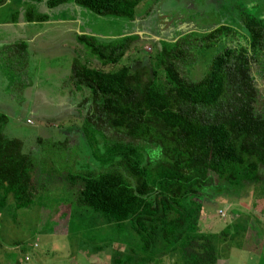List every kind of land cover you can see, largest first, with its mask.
<instances>
[{"label":"trees","instance_id":"1","mask_svg":"<svg viewBox=\"0 0 264 264\" xmlns=\"http://www.w3.org/2000/svg\"><path fill=\"white\" fill-rule=\"evenodd\" d=\"M20 1L10 14L12 21L46 20L49 13L40 12V2L50 9L67 1L98 15L123 16L130 21L138 3ZM243 2L255 6L256 12L250 14L249 7L238 6L236 0L235 16L227 12L228 20L222 19L203 34L190 32L171 42L158 40L149 69L116 66L134 34L106 41L91 33L77 35L81 42H88L89 54L102 65L87 66L75 60L71 73L79 109L87 116L90 140L102 167L65 171V187L73 197L71 202L92 208L111 224L110 245L118 240L138 252L137 258L149 260L153 255L171 253L183 264H215L229 233L228 228L200 230L201 197L209 171L228 182L247 183L260 177L264 114L254 108L251 68L258 66V75L264 77V0ZM10 4L13 0H0V7ZM185 45L212 51L208 61L198 57L189 64L188 78L180 73L177 59L189 51L182 48ZM26 46L20 41L13 49L20 53ZM91 111L95 123H90ZM98 121L123 131L131 140L111 142L97 126ZM7 122V114L0 111V207L28 208L42 195L44 184L33 172L34 161L31 153L24 151L22 139L5 132ZM123 254L124 262L133 260V255ZM118 258L116 253L112 256L114 262Z\"/></svg>","mask_w":264,"mask_h":264},{"label":"rangeland","instance_id":"2","mask_svg":"<svg viewBox=\"0 0 264 264\" xmlns=\"http://www.w3.org/2000/svg\"><path fill=\"white\" fill-rule=\"evenodd\" d=\"M20 3H22L20 0H13L14 6ZM242 3L243 0H238L237 5H242L245 9L249 7L247 11L250 14L256 12L255 6H245V3ZM235 5L236 0H138L135 14L138 18L143 16L149 18L145 19L144 26L141 23L133 28L130 25L132 21L123 16L98 15L71 1L50 9L40 2L38 8L40 12L48 11L49 20L30 22L26 29L20 27L12 29L21 39L28 41L31 39L30 42H25L26 50L36 49V67H39V70L35 75H31L29 71L34 72L31 63L33 60L31 59L27 65L25 60L27 55L24 52L23 55L21 52L14 55V51L9 49L7 52H0V55L6 53V59H0V67L2 66L6 72L4 77L0 70V111L8 116L5 132L22 139L24 151H29L32 155L35 165L33 172L44 187L40 188L42 195L35 198L31 207L19 209L11 206L0 207L2 264H8L5 248L9 250V247L15 251L19 264L150 263L148 260L138 261L136 254L139 253L128 250V247L118 243V240L110 245L113 230L105 217L90 207L71 202L73 197L65 187L63 173L92 169L97 171L102 166L96 157L99 153L90 140L87 116L82 108L79 109L80 98L73 92L76 91L73 84H61L60 89L65 87L75 99L54 100L58 79L72 70L78 60L80 64L87 66H102L100 61L89 54L88 42H81L76 38L77 33H91L100 41L134 34L136 36L116 66L127 64L130 69H140L144 66L149 69L158 40L165 39L171 42L170 40H179L182 35L190 32L201 35L222 22V19L228 20L230 15L235 16ZM9 6L0 7V21L9 20L11 12L7 10ZM21 6L25 7L24 4ZM258 10H261V7ZM134 29H140L142 32L134 33L132 32ZM27 35L31 38L27 39ZM182 48L189 51L177 58L178 66L180 73L188 78L191 68L189 64L195 63L198 57L204 62L208 61L212 51L207 47L204 51L202 48H191L186 45ZM3 49H7V46H3ZM144 73H146L144 77H147L146 70ZM251 73L256 91L254 108L258 113L264 114V77L258 75V66L255 65H252ZM5 85L14 93L22 94L23 91L25 96L34 89L36 95L41 98L38 102L40 105L31 107L33 102L27 99L19 103L10 100L7 93L12 92L5 91ZM27 116L30 121H27ZM90 116V123H95L93 111ZM96 124L111 142L131 140L123 131L100 121ZM96 137L102 141L99 134H96ZM133 142L137 143L139 139H133ZM150 145L149 143L148 146ZM152 149L156 151L155 148ZM258 172L260 177L256 181L229 183L213 171H209L205 193L201 197L203 213L199 222L200 230L208 232L224 230L231 226L235 216L240 215L244 221L241 222L242 228L237 234L244 236L245 229L247 234L241 246L234 247L230 257L221 264H264L261 257L257 258L254 253L250 255L247 253L250 246H259L260 241L264 242V166H261ZM229 235L223 241L225 246L239 244L242 241L241 236L229 238ZM123 245L125 246L123 252L133 255L132 261L124 262L125 254L121 252L123 247H120ZM117 252L121 261L113 263L110 256ZM175 263L183 264L180 261Z\"/></svg>","mask_w":264,"mask_h":264},{"label":"crops","instance_id":"3","mask_svg":"<svg viewBox=\"0 0 264 264\" xmlns=\"http://www.w3.org/2000/svg\"><path fill=\"white\" fill-rule=\"evenodd\" d=\"M15 6L13 4H11L7 8V10H11L10 14L15 9ZM147 18H149V17L143 16L141 18H138V15L135 14V18L133 20H130V21H132V23L130 25H131V27L135 28V26L141 25V23H143V26H144L145 19H147ZM47 20H49V19L42 20V21H47ZM34 21L35 20L27 21V20H25L23 18H19V19L15 20V21H12L10 19L7 20V21H4V20L0 21V52L4 53V52H7L6 50L9 49L11 51H14V53H15L14 55L18 54V53L15 52V49H13L14 48L13 45L16 44V42H20V41L30 42L31 39L29 41L25 40V39H21V37L19 35L14 34L12 29L15 28V27H20V29H26L25 27H28L30 25V22H34ZM71 22H73V21H71ZM139 30L140 29H138V30L134 29L132 32L141 33L142 30H140V31ZM7 33H8V35H7ZM29 33L31 34V31ZM78 34L79 33H77V35ZM77 35H76V38H77ZM29 38H31V37L29 35H27V39H29ZM26 45H27V43H26ZM3 46H7V49H3ZM26 48H27V46H26ZM27 50H29V49H27ZM27 50L25 49V51H22L21 53H22V55H23V52L26 53L27 56H25V60L27 61V63H26L27 65H28V62H30L31 59L33 60V62H31V63H32V70L34 69V72H31V70L29 72L31 73V75H35L38 72V70H39V67L38 68L36 67V65H37L36 64L37 57L35 56V55H37L36 51H35L36 49H32V50L30 49L29 52ZM0 59H6V53L4 55H0ZM0 62H1V60H0ZM33 67H35L36 69L33 68ZM0 70L2 72V75L5 77L6 76V72H5V70H4V68L2 66L0 67ZM70 71H72V70H70ZM70 71L66 72L63 77H60L58 79V84H57L56 90H55L56 96L53 97L54 100L61 99V100L71 101L72 99H75V98L72 97V93L70 91H68L65 87H63V89H60L61 84H70V83L73 84V79L71 78V72ZM30 83H31V81H30ZM24 86H26V85H24ZM73 89H74V86H73ZM4 90L12 92V93H9V94L7 93V97L10 100L14 101V102H18L19 103V102H23V101H25L27 99V100H31L33 102V105H31V107H35V106L40 105V103H38V102L40 101L41 98H39V96L36 95V93L34 92L35 91L34 89L27 96H25L26 94H24L23 91H22V94H21V92L14 93L12 91V89L8 88L6 85H5V89ZM47 98H49V96H47ZM61 100H58V101H61ZM49 101H52V99H49ZM27 119H28V117H27ZM229 183H232V182H229ZM203 216H204V214H203ZM233 219H235V220H233L232 221L233 223L231 224V226L228 227V231H229L230 235H232V236L236 235V236L243 237L242 241L239 244L232 245L233 244L232 243L231 246H223L224 250H223L222 254L220 255V257L217 259L215 264H221L222 261L227 260L230 257V254L232 253V250L235 249L234 247H240L242 242H243L244 237L247 235L246 232H245L246 229L244 230V236L237 234V231L242 228L241 227V225H242L241 222L244 221V218H242V216L239 215L237 217L235 216ZM243 227H245V224H243ZM214 231H217V230H214ZM260 242L261 243H259V246H256V245L255 246H250V248L248 249L247 253H248V255H250L251 253H254L257 258L261 257V260L264 262V254H263L264 246H262L264 242H262V241H260ZM120 247H123L122 250H121V252H123L125 250V246H120ZM9 248H10L9 250H7V248H5V251H7L6 258L8 260V264H19L18 260L16 258L15 251L12 249V247H9ZM119 251L120 250H118V252ZM118 252H117V255H118ZM156 258H157V260H156ZM110 259H111V261H113L112 260V256H110ZM137 259H138V261L143 260V259H140V258H137ZM1 261H0V264L3 263V262L1 263ZM118 261H120V257L118 258ZM143 261H146V260H143ZM148 261H150L149 264H161V263L163 264V262H164V264H168V263L169 264L170 263L174 264L176 262L175 259H174V255L171 254V253L162 254L161 256L160 255H158V256H154V255L150 256V259ZM113 263H114V261H113ZM142 263H144V262H142ZM144 264H146V263H144Z\"/></svg>","mask_w":264,"mask_h":264},{"label":"built area","instance_id":"4","mask_svg":"<svg viewBox=\"0 0 264 264\" xmlns=\"http://www.w3.org/2000/svg\"><path fill=\"white\" fill-rule=\"evenodd\" d=\"M27 121H30V119L28 118ZM222 212H223V211H221V213H222Z\"/></svg>","mask_w":264,"mask_h":264}]
</instances>
